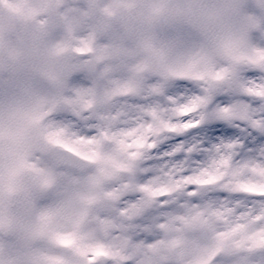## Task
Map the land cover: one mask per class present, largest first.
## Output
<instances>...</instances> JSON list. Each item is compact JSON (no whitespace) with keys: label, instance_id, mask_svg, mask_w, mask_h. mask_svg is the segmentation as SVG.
I'll return each instance as SVG.
<instances>
[{"label":"clouds","instance_id":"obj_1","mask_svg":"<svg viewBox=\"0 0 264 264\" xmlns=\"http://www.w3.org/2000/svg\"><path fill=\"white\" fill-rule=\"evenodd\" d=\"M0 264H264V0H0Z\"/></svg>","mask_w":264,"mask_h":264}]
</instances>
